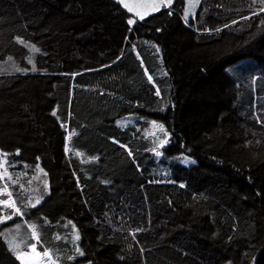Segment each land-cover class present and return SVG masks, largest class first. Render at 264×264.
<instances>
[{
  "label": "trees",
  "instance_id": "trees-1",
  "mask_svg": "<svg viewBox=\"0 0 264 264\" xmlns=\"http://www.w3.org/2000/svg\"><path fill=\"white\" fill-rule=\"evenodd\" d=\"M0 188L59 264H264V2L0 0Z\"/></svg>",
  "mask_w": 264,
  "mask_h": 264
},
{
  "label": "rangeland",
  "instance_id": "rangeland-1",
  "mask_svg": "<svg viewBox=\"0 0 264 264\" xmlns=\"http://www.w3.org/2000/svg\"><path fill=\"white\" fill-rule=\"evenodd\" d=\"M114 1L119 3L126 11L129 12L133 18H137L138 20H141V16L143 18L149 16L159 7L166 5L170 6L173 2H175V0H171V3H168V0H123V3L119 2V0ZM125 3L130 8H132V11H129L128 8L124 7ZM0 201H8L9 204L13 203L10 192L5 188H0ZM16 209V206L11 207L0 204V221H2L0 222V226L5 225L9 221L15 219V213H17L22 218L20 222L10 224L9 227L4 228L2 233L4 241L6 242L14 257L19 261L20 264H34V262H38V264H59L58 261L52 256L51 252L50 256L47 257L36 256L32 252L31 245L33 244L36 245L37 252L42 253L49 249L44 247L43 251L38 249L40 242H37V239L33 235L35 229H33L31 224L26 221L21 212H17ZM8 215H11L12 218L5 219V217ZM17 225H19V228H17ZM18 257L20 258L18 259Z\"/></svg>",
  "mask_w": 264,
  "mask_h": 264
},
{
  "label": "snow or ice",
  "instance_id": "snow-or-ice-1",
  "mask_svg": "<svg viewBox=\"0 0 264 264\" xmlns=\"http://www.w3.org/2000/svg\"><path fill=\"white\" fill-rule=\"evenodd\" d=\"M119 2H121V3H123V0H119ZM262 2H264V0H262ZM168 3H171V0H168ZM124 7H126V8H128V10L129 11H132V8H130L126 3L124 4ZM143 17L141 16V19H142ZM128 23H129V25H131V24H133L134 23V21L133 20H129L128 21ZM35 50V49H34ZM31 62V61H30ZM19 70V69H18ZM161 128H162V126H161ZM157 155H159V153H157ZM29 183H30V181H29ZM39 201H37V203H38ZM0 204H4V205H6V206H11V207H15V204H14V202L12 203V204H9V202L8 201H0ZM16 211L17 212H19V209H16ZM12 217H11V215H8V216H6L5 217V219H11ZM0 222H2V221H0ZM31 227H33V229L35 228V226H31ZM17 228H19V225H17ZM33 235H34V237L37 239V242H39V237H38V234L35 232V230H34V232H33ZM78 238V237H77ZM31 249H32V252L36 255V256H43V257H47V256H50V251L49 250H45L44 252H37L36 251V245L35 244H33V245H31ZM20 257H18V259H19ZM34 264H38V262H34Z\"/></svg>",
  "mask_w": 264,
  "mask_h": 264
},
{
  "label": "crops",
  "instance_id": "crops-1",
  "mask_svg": "<svg viewBox=\"0 0 264 264\" xmlns=\"http://www.w3.org/2000/svg\"><path fill=\"white\" fill-rule=\"evenodd\" d=\"M194 11H195V10H194ZM194 14H195V12H194ZM194 14L192 13V16H191L192 19H194V16H195Z\"/></svg>",
  "mask_w": 264,
  "mask_h": 264
}]
</instances>
